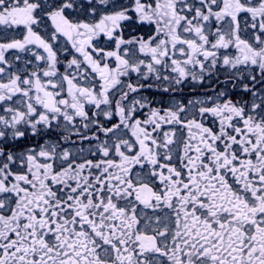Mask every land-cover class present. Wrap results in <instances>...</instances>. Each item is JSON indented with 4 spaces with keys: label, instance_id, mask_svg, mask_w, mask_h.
Returning a JSON list of instances; mask_svg holds the SVG:
<instances>
[{
    "label": "snow or ice",
    "instance_id": "6c2138e0",
    "mask_svg": "<svg viewBox=\"0 0 264 264\" xmlns=\"http://www.w3.org/2000/svg\"><path fill=\"white\" fill-rule=\"evenodd\" d=\"M0 264H264V0H0Z\"/></svg>",
    "mask_w": 264,
    "mask_h": 264
}]
</instances>
